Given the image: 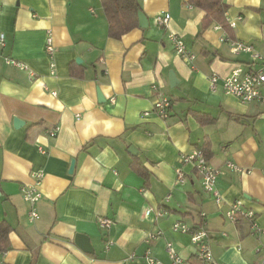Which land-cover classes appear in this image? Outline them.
Returning a JSON list of instances; mask_svg holds the SVG:
<instances>
[{
    "label": "crops",
    "instance_id": "0c3cea01",
    "mask_svg": "<svg viewBox=\"0 0 264 264\" xmlns=\"http://www.w3.org/2000/svg\"><path fill=\"white\" fill-rule=\"evenodd\" d=\"M137 1L149 25L115 39L102 0H0V220L13 227L0 264H148L147 252L171 264L168 242L200 264L190 234L172 229L177 221L208 232L219 264H264V103H243L223 88L237 65L264 69V60L234 53L229 43L251 44L264 58V0H222L232 38L216 22L202 30L205 12L192 0ZM165 14L168 25H157L156 16ZM48 30L54 74L45 53ZM170 33L195 53L192 62L176 54ZM170 71L178 79L173 87ZM153 84L172 99L167 118L153 111ZM202 113L213 122L201 124ZM205 141L209 163L221 170L220 204L181 160ZM137 162L146 175L133 168ZM179 167L184 183L177 181ZM38 171L39 217L31 222L22 188L36 184ZM238 202L255 212L258 233L245 219L227 218ZM159 209L167 214L156 219ZM76 233L89 236L93 253L75 244Z\"/></svg>",
    "mask_w": 264,
    "mask_h": 264
},
{
    "label": "built area",
    "instance_id": "2783aa9c",
    "mask_svg": "<svg viewBox=\"0 0 264 264\" xmlns=\"http://www.w3.org/2000/svg\"><path fill=\"white\" fill-rule=\"evenodd\" d=\"M170 16L168 14L156 16V23L159 26L168 25ZM231 23V22H230ZM233 27V23H231ZM3 39V37H1ZM169 40L173 45V48L177 55L182 57L187 62H192L196 55L193 53L186 42L174 33H170ZM231 44L232 52L234 53H250L253 58L257 60H264L263 56L257 53L253 45L239 41L229 40ZM45 53L49 61V70L51 74L56 72V60H55V45L54 35L51 30L47 31L45 39ZM7 63L17 66L20 69H26V67L14 60L7 59ZM218 82L217 75H213L211 78V85L215 88ZM223 88L226 94L237 97L243 103H264V69H245L241 65H237L233 71L227 77L223 79ZM152 90L155 93V100L153 104V111L161 118H167L169 116L170 108L172 106V99L169 96L163 94L157 87L152 85ZM149 112H145L144 115H148ZM58 127L50 131V135L54 136ZM181 160L183 163H189L196 171L201 175L202 184L205 191L214 195L216 203L222 202V196L217 188V179L221 173L220 169H217L209 163L204 153L199 148H194L190 154L182 155ZM227 166L232 168L236 172L244 173L245 169H241L239 166L232 162H228ZM36 179L35 185L24 186L22 188L25 201L29 204V220L32 222L39 217L36 209V204L41 198L42 193L39 190V185L43 179L42 172H34ZM177 181L184 183L186 179L185 171L182 167L176 170ZM152 209H146V215L152 214ZM167 214V210L159 209L155 212V218L159 219ZM227 218L232 222H237L239 219L247 220L251 225L252 233H258L261 229L257 223V217L255 212L246 211L241 207V202L235 203L226 212ZM102 225H109V220L101 221ZM172 229L176 232L188 233L191 236L192 244L197 247V258L200 264H219L215 261L208 240V232L205 229L195 230L182 221H177L173 224ZM162 235V231L150 233L147 238L154 239ZM167 252L169 254L171 264H193L188 259L178 255L172 242L167 243ZM132 255L131 258H134ZM145 260L148 264H165L164 262L154 258L149 252L145 254Z\"/></svg>",
    "mask_w": 264,
    "mask_h": 264
},
{
    "label": "trees",
    "instance_id": "16d2710c",
    "mask_svg": "<svg viewBox=\"0 0 264 264\" xmlns=\"http://www.w3.org/2000/svg\"><path fill=\"white\" fill-rule=\"evenodd\" d=\"M194 5L204 10L205 16L202 20V30L206 29L212 22H216L224 28L232 38L233 30L231 23L226 15V7L222 0H192ZM102 6L108 21V34L111 38L121 39L139 24L138 11L140 6L137 0H102ZM235 40V39H229ZM198 121L201 124L212 123L214 118L207 113L198 114ZM199 148L209 160L212 156L210 142L205 141ZM137 162L133 168L140 174L146 175L147 171ZM241 220V219H239ZM13 227L6 220H0V253L5 252L11 247L9 235Z\"/></svg>",
    "mask_w": 264,
    "mask_h": 264
},
{
    "label": "water",
    "instance_id": "95a60500",
    "mask_svg": "<svg viewBox=\"0 0 264 264\" xmlns=\"http://www.w3.org/2000/svg\"><path fill=\"white\" fill-rule=\"evenodd\" d=\"M138 18H139V25L141 27H147L149 25L147 17L145 16V14L142 11L138 12ZM76 60H77V62H80L79 58H77ZM169 81H170L171 87H173L177 84L178 79H177L174 71L169 72ZM98 99L100 102L105 101L100 90L98 91ZM23 124H24V121H22L21 119H19L17 117L14 118V126L16 128L21 127ZM135 150L136 149L134 147L129 148V151L132 154H136L137 151L135 152ZM73 169H74V162H72V164H71L70 173L73 171ZM74 242L82 251H84L86 253H93V246L91 244V241H90V238L88 235L83 234V233H76L75 237H74Z\"/></svg>",
    "mask_w": 264,
    "mask_h": 264
}]
</instances>
